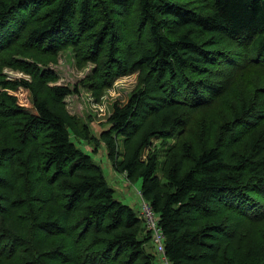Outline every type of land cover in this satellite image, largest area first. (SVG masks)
Instances as JSON below:
<instances>
[{"label":"trees","instance_id":"16d2710c","mask_svg":"<svg viewBox=\"0 0 264 264\" xmlns=\"http://www.w3.org/2000/svg\"><path fill=\"white\" fill-rule=\"evenodd\" d=\"M65 50L96 66L86 85L97 94L139 75L106 129L67 112L77 88L46 69ZM4 67L31 80L0 77V264H154L140 212L72 138L101 144L140 184L169 264H264L258 242L217 255L216 238L246 241L214 220L264 222V0H0ZM219 103L220 116L205 109ZM153 139L175 142L162 162L158 146L143 159Z\"/></svg>","mask_w":264,"mask_h":264},{"label":"rangeland","instance_id":"374dc122","mask_svg":"<svg viewBox=\"0 0 264 264\" xmlns=\"http://www.w3.org/2000/svg\"><path fill=\"white\" fill-rule=\"evenodd\" d=\"M77 62L78 61L75 57V54L71 50H65L57 56V59L54 62H50L46 69L50 70L54 76H56V82L54 84L68 87L71 90L77 88V93L67 96L63 100V103L67 112L71 116H74L83 124H88L91 127L93 133H95L96 131H101V129L107 128V121L115 104L125 105L128 102L130 95L138 88L139 75L136 73L120 76L112 82V85L109 88L103 90L101 94H97V92L90 90L88 85H86L87 80L92 76L96 66L92 63H87L80 67ZM0 77L5 78V80L9 82H30L31 80L28 75L9 67L0 69ZM225 87L227 91L230 89L227 82H225ZM26 91L27 90L23 87L18 89L19 95L17 96L20 102L22 100V104L27 103L25 98L27 93ZM212 105H210L211 107L208 108L206 106L205 109L207 111L213 112L214 115L220 116L219 110L224 109L225 106L222 103H219L214 107ZM215 112H217V114ZM192 114V118L196 119L197 117L202 121L205 119L204 116L196 115V111L192 112ZM191 129L193 132L194 127ZM71 141L78 148H80L82 152L91 156L92 160L96 164L103 168L106 182L114 191L115 200L127 205L128 207H131L136 212H140V184L136 183L133 185L125 178L124 175L113 170L109 160L106 157L105 149L101 144L96 147V144L93 142L91 143L85 141L81 143L74 138H72ZM151 143L152 146L146 148L143 152V159L146 157L148 152L152 150L153 146L164 147L157 149L160 151L158 156L160 162L164 161L165 159V156H163L165 155L163 151L167 150L168 152L172 147H174L175 144L173 140L165 146H161L160 142L156 139H153ZM119 146L121 151V143H119ZM95 149H97V152L94 151ZM162 166L163 165L161 164L158 172L159 176H162ZM10 183H12V180H10ZM215 219H222L223 222L226 220L228 229L232 230L231 233H235L237 237L245 236L244 239L246 241L245 244H242L240 243V240L236 242L234 240L224 241L220 238H216L215 245L217 247V255L220 251L221 253H219V255L224 259L238 257V252L241 250L245 251L246 248L249 247V245H252L254 242L260 243V248L264 249V222L260 223L259 225L257 224L256 227L252 228L245 226L240 220L234 218L230 220L229 215L226 213L221 215L217 214L214 217V220ZM149 250L155 256L154 264H169L165 257L155 251V248L153 249L150 247ZM232 252H235L234 256H232ZM50 264H57V262L52 261Z\"/></svg>","mask_w":264,"mask_h":264},{"label":"built area","instance_id":"2783aa9c","mask_svg":"<svg viewBox=\"0 0 264 264\" xmlns=\"http://www.w3.org/2000/svg\"><path fill=\"white\" fill-rule=\"evenodd\" d=\"M140 199V215L144 220L147 231H149L152 235V244L155 248V251L164 257L163 235L161 230L155 227V224L158 221V217L153 212L150 204L143 200L142 196H140Z\"/></svg>","mask_w":264,"mask_h":264},{"label":"bare ground","instance_id":"6f19581e","mask_svg":"<svg viewBox=\"0 0 264 264\" xmlns=\"http://www.w3.org/2000/svg\"><path fill=\"white\" fill-rule=\"evenodd\" d=\"M254 43H255V41H254ZM252 46H254V45H252ZM254 47H255V46H254ZM254 47H253V48H254ZM256 47H257V46H256ZM253 48H252V50H253ZM240 51H241V50H240ZM248 51H249V50H248ZM253 51H254V50H253ZM253 51H252V52H253ZM248 53H250V52H248ZM155 227H156L157 229L161 230V229L158 227V224H157V223L155 224Z\"/></svg>","mask_w":264,"mask_h":264}]
</instances>
